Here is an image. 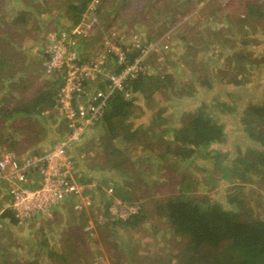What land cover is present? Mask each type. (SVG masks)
I'll list each match as a JSON object with an SVG mask.
<instances>
[{
    "label": "rangeland",
    "instance_id": "rangeland-1",
    "mask_svg": "<svg viewBox=\"0 0 264 264\" xmlns=\"http://www.w3.org/2000/svg\"><path fill=\"white\" fill-rule=\"evenodd\" d=\"M72 1L76 0H0V8L5 9L3 13L0 12V22H3L0 23L1 34L6 30L11 31L7 23H14L19 19L12 29L16 32V41L21 46L16 48L12 55L16 58L18 66H21L19 69H24V72L20 73L28 84L35 88L39 82H47L52 77L45 73V67L43 68L41 63L44 59V66L48 59V50L53 48L52 38L59 34L75 32L67 41L73 39L77 42V56L88 59L89 51L92 52V57L96 56L95 62H98L100 56L97 53L105 54V64L112 71L120 69L117 58L128 59L123 46L129 47L127 52L137 54L135 60L150 59V62H154L155 67L150 69V73L157 72L160 68L172 72L177 84L170 94L156 97L167 106L162 121L156 120L157 115L152 108H146V101L138 99V104L146 107H142L140 112L136 113L137 116L130 119L133 130L142 125V129L147 128L148 131L157 133L163 127H181L182 121L187 119V111L194 112L199 107L207 106L208 111L212 108L216 114L219 110L226 109L225 114L217 116L219 123L225 126L226 138L221 143L213 144L211 148L218 153H224L223 157L220 156V162H224L228 168L232 167L241 172L247 170V167L250 168V165L243 163L239 168L235 167V161L237 157H247L246 155H250L247 160L251 161L256 153L263 150L260 141L249 134L253 130H247V123L255 122V116L243 118V109L248 103L261 100L264 102V65L259 66V60L255 58L264 56V30H261L264 24L258 21L259 15L242 21L241 18H245L243 7L238 2H232L235 0H100V12L87 14L88 5L95 1L89 0L87 5L85 4L81 20L74 24L77 17L74 16V10L70 9ZM259 1L264 3V0ZM84 15L88 17L85 20ZM203 37L207 38V41H202ZM186 40L195 46L198 45L200 52L195 51L196 48L189 49ZM144 48L145 51H142ZM190 52L197 56H190ZM185 54L186 57L183 56ZM64 55L67 56L66 53ZM230 58H233V61H229ZM31 62L32 66L29 65ZM225 67L227 72L231 73L227 81L221 73V68ZM2 69L6 70V67ZM194 71L203 75L201 79L205 76L211 82L215 79L213 88L201 87L192 97L178 96L177 91L185 88L194 78ZM54 74L62 75V72ZM5 76L4 71L0 72V155L9 150L24 158L34 155L37 151L49 149L57 141V137L61 136L63 126L53 124L46 112L41 116H13L11 113L10 116H5L6 109H11L21 96H24L22 93H19V96L14 95L12 91L10 93L11 88L18 87L12 85L11 78ZM17 78L16 75L12 80ZM236 80L241 82L240 85L234 83ZM229 107L236 108V111L232 112ZM243 119L249 121L246 123ZM173 130L168 135H171ZM100 134L102 131L98 126L91 128L71 151L79 167L80 179L90 180L89 182L101 180L102 184L101 188L91 185L90 193L94 196L91 198L95 201L84 210H76L73 206L74 200L71 199L48 217L15 223L9 218H2L7 200V187L0 183V264H37L35 260L39 261V264H65L62 256H67L72 264H133L135 255L131 247L137 249L141 256L157 253L161 257L166 256V260L184 251L187 241L167 226L164 218L154 214L153 209H156L157 201L151 202V193L157 198L160 194L155 193V186L147 189L143 182L133 180L131 173L123 175L131 166L128 163L119 171L108 168L106 156L102 155L92 140ZM124 144L126 143L121 146ZM132 152L134 150H129V153ZM214 159L216 162L218 158L214 156ZM135 164L137 167L140 165L138 160ZM213 164L214 161L209 163L199 160L190 168L203 166L211 170ZM221 172L215 163V175L218 176ZM203 173L207 172L203 171L200 177L206 175ZM162 174L171 177L169 169L165 168ZM250 174L255 180L249 179L248 175L243 183L235 177L232 178L233 183L231 180L227 183L221 181L222 185L217 189H211L204 184L205 190L197 192H207L216 198L225 197L229 201L226 188L230 185L242 186L243 193L240 192L241 196L238 197L246 196L252 202L253 209H247L248 212L251 216H264V184L260 176L253 172ZM128 178L129 184L125 190L130 191L131 196H142L141 202L148 201L150 213L140 228L129 231L128 228L117 227L115 234L111 223L118 220L119 216L114 215L113 218L110 215L112 208H115L114 202L121 203L119 208L136 206L141 202L132 204L123 201L116 192L108 194L104 185L110 182L115 184L117 180L124 182ZM166 185L170 186L165 183L157 188L162 186V193L170 196V187ZM113 234L117 240H113ZM49 249L57 254L56 257H51L46 252ZM52 259L56 261L53 260L52 263ZM177 263L174 258L172 264ZM149 264L162 263L156 261Z\"/></svg>",
    "mask_w": 264,
    "mask_h": 264
},
{
    "label": "trees",
    "instance_id": "trees-1",
    "mask_svg": "<svg viewBox=\"0 0 264 264\" xmlns=\"http://www.w3.org/2000/svg\"><path fill=\"white\" fill-rule=\"evenodd\" d=\"M87 2L89 0H81L80 3L76 0L70 3V9L74 10V16L75 18L77 17L76 23L73 22L74 24L81 20ZM232 2H238L243 7L242 11L245 18H241L242 21L259 15L257 17L258 21L264 24V3L259 0H235ZM161 3L163 2L161 1ZM3 10L5 9L0 8V12L3 13ZM17 21L7 23L11 31L6 30L4 34H1L0 26V72L4 71L6 74L5 78H11V84L18 87V89L11 88L10 93L11 91L14 95L22 93L24 96H21L19 101H17L18 103L11 109H6L4 115L8 117L11 113L13 116H41L48 111L47 114L49 119L54 122L53 124L62 125L63 122H60L54 107L57 102L59 103V101H55V95L57 86L62 83L63 77L58 74L49 75L52 77L47 82H41L35 88L26 82L24 75L20 73L24 72V69H19L21 66H18L16 58L12 55L15 49L21 46L16 41L14 35L16 32L12 29L18 23ZM261 30H264V26H261ZM186 41L189 49L196 48L195 51L200 52L198 45L195 46L189 40ZM202 41H207V38L203 37ZM123 48L124 53L128 57V62L133 63L137 54L127 52L129 47L123 46ZM191 55L197 56L190 52ZM183 56L186 57L187 54ZM46 57L49 56L46 55ZM263 57H255L256 60H259V66L264 65ZM149 60H141L140 66L142 70L137 73L136 77L128 80L123 89L116 91L111 97L106 111L94 126H98L102 134L99 137L92 138V140L93 144L102 152V155L106 156L108 168L111 167L119 171L125 163H128L131 166L126 169L123 175L131 173L133 175L132 179H137L140 183L143 182L147 189L155 186V193L160 194L157 198L153 192L151 193L153 195L151 196V202L157 201L156 209H153L154 214L164 218L167 226H170L176 234L184 238L187 244L181 254L171 256L168 260H166V256L161 257L157 253L141 256L137 249L131 247L135 255L132 260L133 264H149L156 261L162 264H172L174 258L177 260V264H264V216L262 214L251 216V213L248 212L247 209H253L252 202L246 196L245 198L238 197L241 196L240 192L243 193L242 186L232 187L230 185L226 188V196L229 201L225 197L216 198V196L213 195V197L207 192L205 194H198L197 192L198 190H205L204 184L211 189H217L222 185L221 181L227 183L229 180L235 179V177H238L243 183H245L248 175L249 179L255 180L253 179L254 176L250 174L251 172L256 176H260L259 178H262L261 182L264 184V102L262 100L250 102L243 109V114L245 115L243 118L255 116V122L243 120L246 123L249 121L247 123L249 129L247 128V130L248 132L253 130L249 134L252 135V138L260 141L263 150L259 152L260 154L256 153L251 161L247 160L250 155L237 157L235 167L239 168L241 163L246 166L248 164L250 168L247 167V170L241 172L232 167L228 168L227 165H224V162L221 163L220 156L223 157L224 153H218L217 150L211 148L213 144L221 143L226 138L225 126L219 123L217 117L219 114H225L226 109L219 110L216 114L212 108L208 111L207 106L199 107L194 112L187 111L185 113L187 119L182 121L181 127H163L157 133L148 131L147 128L142 129V125L133 130V123L130 119L136 117V113H139L142 107H146L139 105L138 99L146 101V108H152V111L157 115L156 120L160 119L162 121L165 118L164 113L167 110V106L164 101L156 97L170 94L171 90L177 86L176 77L172 72H167L160 68L157 72L150 73V69L154 68L155 65H153L154 62ZM231 60L233 61V58L229 59V61ZM29 65L32 66L31 63ZM4 67H6V70L2 69ZM221 69V73L225 75H222V77L224 76V80L227 81L231 73L227 72L226 67ZM192 73H195L194 78L185 88L177 91L178 96L192 97L201 87L213 88L215 79L211 82L206 79L207 76L201 79L203 75L200 72L194 71ZM16 75L18 78L12 80V78L15 79ZM234 83L240 85L241 82L236 80ZM128 92H130L131 97L126 95ZM224 107H226V103H224ZM229 108L232 112L236 111V108ZM237 109L239 108L237 107ZM172 129H174L172 134L168 135ZM60 135V137L58 136L59 138L57 137V141L62 137L63 132ZM123 143L126 144L121 146ZM129 150H134V152L129 153ZM250 151L251 149H249ZM40 153L42 152L37 151L35 154ZM134 153L136 154L133 156ZM154 154L157 156H153ZM214 156L218 158L216 162ZM137 160L140 163L138 167L135 164ZM199 160L208 161L209 163L214 161V169L208 170V168L203 166H196V169L190 168L194 167ZM215 163L220 167V172L222 170L218 176L214 173ZM165 168L170 170L171 177L162 174ZM152 169L154 170L153 173L151 172ZM203 171L207 173H203L206 175L200 177ZM151 174H153V178H151ZM119 182L123 184L120 185L118 184ZM116 183L114 184L115 187L117 186L115 192L123 201L132 204L142 201V196H131L130 191L125 190L129 184V178L125 179L124 182L117 180ZM165 183L170 184V186L166 185L170 187V196L162 193V186L157 188V186ZM3 185L6 187L4 183ZM141 206L142 208L138 213H134L126 219L114 220L111 223L113 233L116 234L115 230L117 227L128 228L129 231L140 228L150 213L148 201L141 202ZM2 218H9L13 222L19 223V220L10 209L4 211ZM78 236L80 237V234ZM112 236L113 240H117L114 234ZM119 247L121 248L122 246L119 245ZM46 252L51 257H56L57 255L50 249ZM54 259L51 260L52 263L56 261ZM62 259H64L65 264H72L67 256H62ZM35 261L39 264V261ZM117 264L123 263L118 262Z\"/></svg>",
    "mask_w": 264,
    "mask_h": 264
},
{
    "label": "built area",
    "instance_id": "built-area-1",
    "mask_svg": "<svg viewBox=\"0 0 264 264\" xmlns=\"http://www.w3.org/2000/svg\"><path fill=\"white\" fill-rule=\"evenodd\" d=\"M99 5L100 0L93 1L87 7V14H98ZM83 18L88 17L84 15ZM73 34L64 33L52 38L53 48L48 50L49 57L44 64L48 76L62 72V83L55 95V101L60 104L57 102L54 107L60 122H63L62 137L48 151L40 154L22 158L5 150L0 155V183L7 187L4 209L13 211L19 222L48 217L71 199L76 210L92 205L91 185L101 188L102 184L80 179L72 147L94 128L114 93L123 89L127 81L142 70L141 59L130 63L117 58L120 69L112 71L105 64V54L97 53L100 56L98 62L89 51L88 59L80 58L75 52L77 42L73 39L67 41ZM126 95L131 97L130 92ZM104 187L108 194L115 193L113 182ZM119 205L121 203L114 202L115 208L110 213L113 218L118 215V219H126L141 209L140 204L125 208H119Z\"/></svg>",
    "mask_w": 264,
    "mask_h": 264
},
{
    "label": "crops",
    "instance_id": "crops-1",
    "mask_svg": "<svg viewBox=\"0 0 264 264\" xmlns=\"http://www.w3.org/2000/svg\"><path fill=\"white\" fill-rule=\"evenodd\" d=\"M39 63H40V62H39ZM39 63H38V64H39ZM43 63H44V59H43ZM43 63H41V66L44 68ZM25 64H26V63L24 62V65H25ZM31 64H33V62H31ZM40 83H41V82H39L37 85H39ZM34 90H35V89H34ZM16 103H18V102H16ZM16 103H15V104H16ZM15 104H14V105H15ZM14 105H13V106H14ZM77 167H78V165H77ZM78 169H79V167H78Z\"/></svg>",
    "mask_w": 264,
    "mask_h": 264
}]
</instances>
